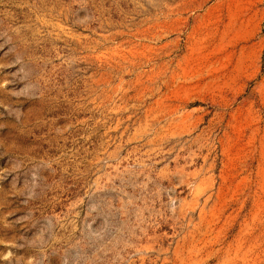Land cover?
<instances>
[{
    "label": "rangeland",
    "instance_id": "rangeland-1",
    "mask_svg": "<svg viewBox=\"0 0 264 264\" xmlns=\"http://www.w3.org/2000/svg\"><path fill=\"white\" fill-rule=\"evenodd\" d=\"M0 264H264V0H0Z\"/></svg>",
    "mask_w": 264,
    "mask_h": 264
}]
</instances>
